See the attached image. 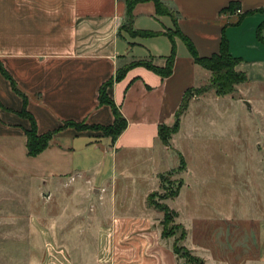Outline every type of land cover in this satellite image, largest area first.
Segmentation results:
<instances>
[{
  "label": "crops",
  "instance_id": "crops-1",
  "mask_svg": "<svg viewBox=\"0 0 264 264\" xmlns=\"http://www.w3.org/2000/svg\"><path fill=\"white\" fill-rule=\"evenodd\" d=\"M160 2L169 14L157 15L150 1L137 3L127 30L121 28L124 0H0V65L24 96L23 101L0 72V189L1 180L8 179L38 198L47 194L52 200L62 194L67 202L62 210L70 207L72 198L73 207L80 205L76 199L81 197L96 196L109 210L119 202L123 213L111 217L110 226L99 227L101 264H178L171 251L173 240L161 238L159 222L150 217L153 211L145 213L142 207L157 175L169 170L162 168L168 153L157 127L171 126L185 90L209 77L193 64L183 39L198 57H209L217 53L222 32L229 55L239 60L234 70L245 75L247 85H264V29L260 39L256 37L264 22V0ZM229 3L239 15L247 13L236 25H225L234 15L219 14ZM169 56L172 69L166 78L144 65L161 69ZM122 69V77L106 89L126 122L112 141L91 126L112 124V113L97 104V93ZM192 103L170 136L178 162L179 156L184 160L177 150L178 137ZM23 111L36 134L55 131L35 157L25 153L24 131L30 120ZM141 184L143 190H133L141 204L137 214L131 212V201L126 204V193ZM4 193L0 191V202L7 197ZM184 230L181 246L195 256L197 246L187 243Z\"/></svg>",
  "mask_w": 264,
  "mask_h": 264
},
{
  "label": "rangeland",
  "instance_id": "rangeland-1",
  "mask_svg": "<svg viewBox=\"0 0 264 264\" xmlns=\"http://www.w3.org/2000/svg\"><path fill=\"white\" fill-rule=\"evenodd\" d=\"M208 79L196 87L206 91L194 92L187 102L193 100L177 143L183 169L176 171L180 164L169 137L162 167L169 170L157 175L152 201L178 215L174 222L187 230V243L197 246L193 255L206 264H264V85L239 83L230 94L216 96ZM1 182L7 197L0 202V264H101L99 227L110 226L111 217L123 213L119 202L109 210L96 196L81 197L73 207L72 198L62 210V194L38 198L18 183ZM178 184L176 198L161 199ZM134 189L138 193L144 185L129 187L126 204L131 201V212L140 214ZM144 205L159 222L161 214Z\"/></svg>",
  "mask_w": 264,
  "mask_h": 264
},
{
  "label": "trees",
  "instance_id": "trees-1",
  "mask_svg": "<svg viewBox=\"0 0 264 264\" xmlns=\"http://www.w3.org/2000/svg\"><path fill=\"white\" fill-rule=\"evenodd\" d=\"M152 2L155 13L157 15L169 14L168 11L163 7L160 0H124L125 3V14H124V22L121 28H126L127 30L130 28V23L132 20L131 17V9L137 3L142 2ZM237 7L233 3H229L226 8L221 9V13L233 16L234 11ZM247 13H243L241 15H234V20L227 21L225 25H236L239 23L243 15ZM264 29V22L260 24L256 29V37L260 39V33ZM177 32V31H176ZM188 52L190 54V58L192 59L193 64L199 66L209 73L208 79V88H210L216 96H225L230 94L233 90L232 87L239 83H246V77L243 73L237 72L234 70L235 65L238 63V59L233 58L228 53L227 41L225 39L224 34L221 32L218 50L217 53L210 55L209 57H198L195 53L191 43L187 39H183ZM147 68L157 73L161 78H166L170 75L172 69V56L166 58L165 66L161 69L150 66L149 64H144ZM125 69H122L115 73L113 78L102 83L98 89L97 93V104L108 106L112 116L113 122L109 126L100 127V126H91L94 130H98L102 133L103 136L109 137L112 141L124 130L126 126V122L123 117L120 115L117 107L107 96L106 89L111 86V84L115 81H118ZM0 72L5 79H7L10 83L12 91L20 96L24 101V96L18 91L15 87L11 78L5 73L0 65ZM196 88H190L185 90L182 95L180 104L177 110L174 113V121L171 126L159 125L157 127V137L159 141L166 145L168 144L169 137L174 134L178 129L179 117L183 114L186 109L187 102L191 95L195 92L196 94L201 90L203 92L206 91L204 87H201V90ZM23 116H27L30 120V128L24 131L25 136V153L28 157H35L40 152H42L48 145L52 135L55 131L47 132L44 134H36L34 122L31 117L27 115L24 111L21 112ZM66 125H72L76 129H86L88 127L83 124H71L67 123ZM179 167L176 171H181L183 169V160L179 156ZM180 185L176 187V189L166 197L161 198L164 199H172L176 197ZM155 193H150L147 198V205L157 212L161 214V219L159 221L160 226V236L161 238H173V242L171 245V251L175 255L176 258H184L187 264H203V261L197 257H193L190 252L185 249L183 246L178 245V243L182 242L185 238V230L179 224L174 222L176 218V213L170 210L165 204H155L152 201V198L155 196ZM178 231V235H175V232Z\"/></svg>",
  "mask_w": 264,
  "mask_h": 264
},
{
  "label": "built area",
  "instance_id": "built-area-1",
  "mask_svg": "<svg viewBox=\"0 0 264 264\" xmlns=\"http://www.w3.org/2000/svg\"><path fill=\"white\" fill-rule=\"evenodd\" d=\"M240 14V10L237 8L235 11H234V14L233 15H239Z\"/></svg>",
  "mask_w": 264,
  "mask_h": 264
}]
</instances>
